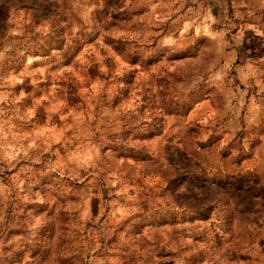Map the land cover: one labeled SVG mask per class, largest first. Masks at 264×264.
I'll return each mask as SVG.
<instances>
[{
	"label": "rangeland",
	"instance_id": "obj_1",
	"mask_svg": "<svg viewBox=\"0 0 264 264\" xmlns=\"http://www.w3.org/2000/svg\"><path fill=\"white\" fill-rule=\"evenodd\" d=\"M209 6L221 23L213 26L215 39L205 36L198 41L201 47L195 55L177 54L175 59L147 55L178 24H198L196 17ZM250 7V0H0V94L7 96L0 103L4 110L0 122L9 133L8 142L15 143L14 135L25 134L38 137L41 148L60 141L40 155L39 164L23 160L10 168L0 163V214L4 216L0 264H148L151 256L145 260L144 249L155 250L161 264H172L163 247L153 243L162 238L165 226L139 228L123 221L102 234L107 231L108 217L124 204L122 198L109 194L104 173L93 182L81 170L80 175L87 177L81 183L68 178L71 168L64 169V177L48 169L56 168L61 158L85 154L102 140L119 139L122 133L113 128L118 123L123 128L117 113L124 109L152 113L157 132H174L169 147H187L208 139L201 121L212 118L218 102H226L229 90L242 94L237 97L242 116L253 98L264 104V39H253L250 30L244 32L239 45L232 39L244 23L237 12L244 14ZM257 17L249 22L264 25V9ZM17 24L23 35L13 37L9 30ZM231 25L228 34H219ZM40 27H48V33L36 32ZM183 46L192 47L187 42ZM233 50L235 55L230 58ZM177 60H199L208 67L215 65L217 72L227 64L228 76L222 82L205 84L195 79L191 65L174 67ZM200 88L206 89L205 94L192 103ZM158 139L137 137L134 147L110 143L100 151L101 155L112 153L109 164L123 161L122 167L130 169L127 174L135 175V181L128 183L133 189L142 188L156 179L145 157L159 150ZM226 151L220 144L214 146L224 167ZM262 194L264 189L256 195ZM244 206L252 211V218L231 220L230 243L236 247L250 239L246 223L259 226L262 215L259 208ZM38 222L37 232L46 237L43 245L17 239Z\"/></svg>",
	"mask_w": 264,
	"mask_h": 264
},
{
	"label": "clouds",
	"instance_id": "obj_2",
	"mask_svg": "<svg viewBox=\"0 0 264 264\" xmlns=\"http://www.w3.org/2000/svg\"><path fill=\"white\" fill-rule=\"evenodd\" d=\"M250 4L251 7L246 13L237 12V17L244 20L240 30L232 37L237 45L242 41L246 30L253 33V39H264V25L249 22L258 19L257 13L264 9V0H250ZM182 19L178 18V21ZM188 19L191 20V17ZM196 20L199 21L198 24L196 21L178 24L174 32L160 40L157 50L147 55L158 54L174 59L177 54H183L185 57L195 55L201 47L198 41L205 36L215 39L213 26L221 23V20L213 15L211 6L204 9L203 14L198 15ZM231 27L234 25L219 34H228ZM48 31V27L36 28V32L43 34ZM9 35H23L19 24L9 30ZM186 42L192 47L185 48L183 45ZM52 54H56L55 49ZM234 55L235 50L230 54V58ZM2 57L3 53H0V58ZM28 62L31 63L32 58H29ZM186 64L192 66L195 79L204 81L205 84L222 82L228 76L227 64L220 66L219 72L213 71L215 65L208 67L199 60H177L174 67H183ZM256 73H259V69H256ZM241 83L251 87L246 80H241ZM205 92V88L198 89L191 102L194 103ZM240 95L242 94L239 91L229 90L226 102H218L212 118L201 121L203 136L208 137L201 144L193 143L187 147L173 144L169 147L174 132H165L163 129L157 132L156 125L152 123V113L145 111V114L141 115L137 109H124L117 113L123 119V128L119 123L113 128V131L122 133L119 139L102 140L83 155L77 152L61 158L56 168H50L48 171H58L60 176L64 177V169L71 168L68 178L81 183L87 179L80 175L81 170L92 176L93 182H96L102 173L105 174L102 178L110 190L109 194L122 198L124 204L116 207L108 217L104 226L107 231L102 230V234H108L123 221H129L139 228L148 224H159L165 226V231L162 238L158 241L154 239L153 243L158 242L163 247V254L168 255L172 264H264V207H261L264 205V194L256 195L264 189V104H258L253 98L242 116L243 106L237 99ZM6 100L7 96L0 94V103ZM3 115L4 110L0 108V116ZM31 115L32 113H29V116ZM225 131L227 136H223ZM8 135L9 133L4 131L3 122H0V163L10 168L16 167L23 160L39 164L40 155L51 151V143H60L56 140L41 148L37 142L38 137L34 138L30 134L14 135L12 139L15 143H9ZM150 135L159 137V150L153 157H145L149 159L150 171L156 179L142 188L137 186L133 189L128 181L134 182L135 175L127 174L130 169L122 167L123 161L109 164L112 153L109 151L101 155L100 149L110 143L134 147L135 138ZM217 144L227 149L226 167L215 156L214 146ZM36 152L40 154L30 155ZM118 184L121 187L113 193L111 190L116 189ZM130 191L134 194H130ZM248 204L260 209V224L258 226L256 223H246V233L250 239L236 247L234 243H230L233 235L231 220L251 219L252 211L244 206ZM3 223L4 216L0 214V225ZM39 227V222L29 225L26 235L17 239L25 240L28 244L36 240L43 245L46 237L37 232ZM2 248L3 244L0 242V254ZM141 254L145 260L151 256L148 264H161L155 250L144 249Z\"/></svg>",
	"mask_w": 264,
	"mask_h": 264
}]
</instances>
